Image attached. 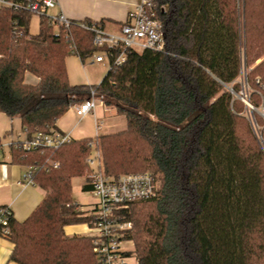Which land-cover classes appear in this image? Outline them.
<instances>
[{"label":"trees","instance_id":"1","mask_svg":"<svg viewBox=\"0 0 264 264\" xmlns=\"http://www.w3.org/2000/svg\"><path fill=\"white\" fill-rule=\"evenodd\" d=\"M153 2L163 51L133 52L90 86L69 84L65 59L74 54L84 62L100 52L91 33L75 24L55 30L39 17L31 36L29 12L0 9V113L18 118L27 139L57 130V120L91 91L126 122L124 130L71 139L56 150L11 143V163L36 167L33 185L45 196L23 222L9 210L6 234L0 224V237L13 245L10 262L99 264L90 237L63 231L89 222L72 197V180L84 178L82 190L90 191L85 160L94 143L105 175L150 172L159 181L156 198L124 213L138 264H264V146L244 104L224 87L240 89L244 58L251 101L260 103L264 59L254 63L264 56V0ZM47 161L57 168L43 169Z\"/></svg>","mask_w":264,"mask_h":264},{"label":"built area","instance_id":"2","mask_svg":"<svg viewBox=\"0 0 264 264\" xmlns=\"http://www.w3.org/2000/svg\"><path fill=\"white\" fill-rule=\"evenodd\" d=\"M56 6H58V0H28L25 4L12 0H0V9L25 10L31 16L45 17L55 30L66 31L72 24H75L80 29L91 33L93 46L101 49V54L96 56L95 62L106 64L107 69L121 65L133 52H142L146 49L161 52L164 49L162 26L156 20L153 0H139L134 9L128 12L127 20L116 33L105 32L98 22H74L67 19L61 12L50 13L49 11ZM250 70L251 68L245 65L244 58H242L238 77L241 81L240 89L236 92L231 87L232 92L226 90L244 104L245 115L247 114L246 117L256 135L260 132V127L256 124L254 114L264 122V86L260 85L259 105H253L250 98L252 90L247 81V73ZM255 83L259 85V80L256 79ZM96 95L94 91H91L88 99L73 106L78 117H84L94 110L97 105ZM99 100L101 101V97ZM96 128L100 130L101 123L97 122ZM258 138L260 139L259 135ZM69 140L71 139L68 135L53 130L47 133L36 132L30 139H27L25 135L23 140L14 142H21L22 149L26 151L39 150L42 152L56 150ZM90 146L95 151V156L90 158L89 155L85 160L88 166L85 177L94 202L83 211H85L84 216L89 218L86 225L88 237L92 240V251L99 264H138L133 244L126 238L132 224L125 219L124 213L133 203L156 198L159 192V181L150 172L118 176L105 175L102 172L99 151L94 149V143ZM57 166L56 162L47 161L42 168L47 171ZM35 170L36 167L33 166L26 168L23 180L27 184L33 185L32 176ZM9 210L7 207L1 210L0 224L4 227V234L7 233ZM127 243L132 245L131 250L125 248Z\"/></svg>","mask_w":264,"mask_h":264},{"label":"crops","instance_id":"3","mask_svg":"<svg viewBox=\"0 0 264 264\" xmlns=\"http://www.w3.org/2000/svg\"><path fill=\"white\" fill-rule=\"evenodd\" d=\"M138 1L139 0H58V6L51 11L52 13L61 12L67 19L74 22H101L105 32L116 33L120 26L127 20L128 12L134 9ZM38 23L39 17L32 16L30 18L29 35L34 36L37 34ZM76 58L83 66L85 61L82 62L78 57ZM71 60L72 59L68 57L65 59V68L69 84L72 86H90L91 84H88L89 82L87 79H83L81 82H72L70 80V68L73 64ZM91 64L103 65L101 63H96L95 58L92 59ZM25 81L29 84L36 83V80L28 75L25 77ZM68 110L70 115L66 116V114H64L59 118L56 122V128L57 131L68 135L72 140L92 139L95 135H104L99 133L101 129L97 130V122L101 123V128L106 127L109 129L118 126L116 116L119 115L116 114L113 108L105 106L102 101H97L94 110L81 118L75 114L73 106ZM90 114L94 117V129L93 132L86 134L75 125V123L77 120L80 121L85 119ZM13 119L18 120L19 129L21 130L20 120L18 118ZM13 119L0 113V207H7L10 209L12 217L16 221L23 222L42 202L45 192L34 185L27 184L23 180V174L26 171L25 167L11 163V143L23 140L25 137L22 130L18 135H13ZM115 132L117 131H111L106 134ZM259 137L264 146V128L259 132ZM76 204L78 203L76 202ZM91 204L92 203L86 207L80 204L78 205L81 207L80 210L83 211L87 210ZM63 231L68 237L89 235L86 224L68 225L64 227ZM12 249L13 245L5 238L0 237V264H15L9 261Z\"/></svg>","mask_w":264,"mask_h":264},{"label":"rangeland","instance_id":"4","mask_svg":"<svg viewBox=\"0 0 264 264\" xmlns=\"http://www.w3.org/2000/svg\"><path fill=\"white\" fill-rule=\"evenodd\" d=\"M49 12L52 13V11H49ZM100 54L101 53L98 52L97 54L93 55L92 57L87 58L85 60L83 66L80 64V62H78L76 55L70 54L68 56V58L72 59L71 61L73 62L72 66L70 68V70H71L70 80L72 82H81L83 79H87V81L89 82L88 84H91V85L99 84L100 79L107 72V65L106 64L105 65H96V64L92 65L91 62H92V59L96 58V56H98ZM263 59H264V56L261 57L260 59L256 60L254 65L259 64L261 62V60H263ZM237 83L241 85V81L239 78L237 79ZM229 87H231V86H229ZM233 97H235V96L233 95ZM95 99L97 101H100L98 95H96ZM65 114H66V116H69L70 115L69 110ZM116 117H117V121H118V126L116 128L112 127V128L108 129L106 127H103V128H101L99 133L100 134H106V133H109L111 131L124 130L125 118L123 116H116ZM11 119H13V118H11ZM93 123H94V117H93V115L90 114L83 120H80V121L77 120L75 125H77L81 130H83L84 133L87 134V133L93 132V129H94ZM261 130L262 129L260 128V131ZM19 133H21V130L19 129L18 120L13 119V135L15 136V135H18ZM256 135H257L256 137L258 138L259 133ZM95 137H96V135L93 136L92 139H94ZM258 140L261 142V140L259 138H258ZM94 156H95V151L92 150L90 153V158H93ZM86 175H87V172L85 173V176ZM83 184H84V178H75L72 180V197H73L75 202L86 207L90 203L94 202V198H93V196L89 190H82ZM125 248H127V250H131L132 245L130 243H127L125 245Z\"/></svg>","mask_w":264,"mask_h":264},{"label":"water","instance_id":"5","mask_svg":"<svg viewBox=\"0 0 264 264\" xmlns=\"http://www.w3.org/2000/svg\"><path fill=\"white\" fill-rule=\"evenodd\" d=\"M224 87H225L228 91L232 92L230 87H228V86H224Z\"/></svg>","mask_w":264,"mask_h":264}]
</instances>
